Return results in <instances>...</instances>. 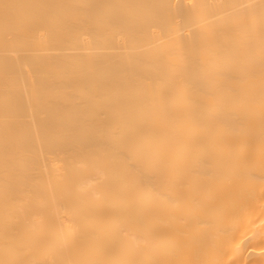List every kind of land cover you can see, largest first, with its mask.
<instances>
[{
    "label": "bare ground",
    "instance_id": "6f19581e",
    "mask_svg": "<svg viewBox=\"0 0 264 264\" xmlns=\"http://www.w3.org/2000/svg\"><path fill=\"white\" fill-rule=\"evenodd\" d=\"M0 264H264V0H0Z\"/></svg>",
    "mask_w": 264,
    "mask_h": 264
}]
</instances>
